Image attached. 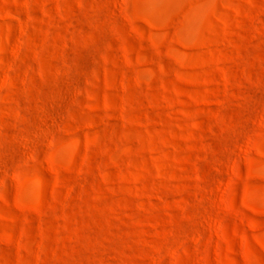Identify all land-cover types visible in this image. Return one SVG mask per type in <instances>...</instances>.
Segmentation results:
<instances>
[{"label": "rangeland", "instance_id": "374dc122", "mask_svg": "<svg viewBox=\"0 0 264 264\" xmlns=\"http://www.w3.org/2000/svg\"><path fill=\"white\" fill-rule=\"evenodd\" d=\"M0 264H264V0H0Z\"/></svg>", "mask_w": 264, "mask_h": 264}]
</instances>
